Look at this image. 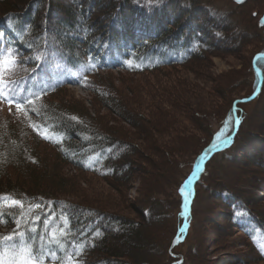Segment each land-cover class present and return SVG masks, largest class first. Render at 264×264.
Returning <instances> with one entry per match:
<instances>
[{
    "label": "trees",
    "instance_id": "1",
    "mask_svg": "<svg viewBox=\"0 0 264 264\" xmlns=\"http://www.w3.org/2000/svg\"><path fill=\"white\" fill-rule=\"evenodd\" d=\"M206 1L211 0H0V38L9 36L16 45V53L23 57L5 75L11 89L39 80L45 73V58L49 56L65 72L74 70L95 81L97 87H86L92 89L97 110L104 108L118 115L135 130L133 136L121 130V137L113 128L105 127L97 116L83 114L63 103L56 96L70 88L69 82L58 83L49 92L37 94L39 98L34 106H25L27 115L16 110L1 118L0 237L23 233L36 256L42 251L43 261L49 257L59 264H66L67 256L80 260L79 264L150 262L152 246L157 250L156 256L163 258L160 264L177 262L181 253L175 252L176 249L171 253L170 248L184 221L185 183L203 153L233 133L234 103L250 97L256 90L259 74L254 59L264 54V8L255 10L253 5L258 0L240 6L234 3L236 9L228 14H216ZM247 9L255 20L251 26L239 19ZM256 39H260L262 46L247 56V70L252 76L245 82L247 91L242 96L232 94L233 97L226 98L227 106L220 112L218 125L224 129L216 132L209 128L188 163L185 160L178 164L189 169L173 185L177 199L172 207L167 199L151 194L136 208L137 219H133L120 212L100 209L98 206L103 204L98 199L82 195L78 177L66 175V165L83 175L122 187L130 182L134 171L129 172L131 164L139 167L137 159L143 154L176 163L173 159L176 148L167 142L158 145L153 133L164 137L165 130L177 132L178 122L160 112L163 123H151L148 133L152 136L145 131L146 141L140 144V151L131 140L143 131L139 121L148 123L139 114L144 109L143 97L130 103L115 86L114 73L146 77L170 69H189L218 53L241 51ZM256 67L264 77V58L257 59ZM224 99L225 94L219 100ZM174 104H181L176 109L181 116L190 112L181 101ZM237 109L241 124L234 140L211 157L195 180L188 234L195 230L199 200L205 199L211 206L208 213H219L218 217L222 218V223L212 219L216 223L213 226L220 227L221 232L237 233L250 253L247 257L240 251V255L225 260L219 257L221 260L210 264H230L235 259L238 263L264 264L261 249L264 202L255 192L264 181V82L258 96L238 104ZM148 160L153 173L145 179V185L147 191H153L157 176L154 172L161 170L155 161ZM6 197L22 202L23 208L3 204L1 198ZM175 209H178L176 213ZM161 219L172 224L164 238L161 230L162 244L158 247L159 243L153 242L156 237L152 228L160 226ZM204 225L202 219L199 232L205 236ZM53 232L55 239L51 236ZM20 240V236H13V241L5 242L19 244ZM200 243L191 249L192 257L200 256ZM183 259L182 264H186L184 255ZM199 263L200 257L193 262Z\"/></svg>",
    "mask_w": 264,
    "mask_h": 264
},
{
    "label": "rangeland",
    "instance_id": "2",
    "mask_svg": "<svg viewBox=\"0 0 264 264\" xmlns=\"http://www.w3.org/2000/svg\"><path fill=\"white\" fill-rule=\"evenodd\" d=\"M206 3H210V7L215 10L216 14H228L229 12L236 9L235 4L231 0H211L210 2L206 1L205 4ZM253 5L255 6V10L263 9L264 0H258L256 3H253ZM250 16L251 14L249 15V10L247 9L244 14L239 16V19L243 20V23L251 26L253 25L254 19H252ZM261 46L260 39H256L255 42L246 45L241 51L218 53L207 61L194 64L193 67L189 69H170L159 74L146 77H139L137 75L125 73H114L115 86L119 88L126 99H129L130 103L134 102V99H137L138 97H143L144 109L141 111L142 113H139V111L137 112L142 115L143 119H145L148 123L144 122V120L139 121L143 131L141 133L140 131L138 132V134H140H137V139L131 140L138 145L140 151V144L146 141L144 138L146 134L145 131L147 133L150 132L149 130L151 129V123L157 125L163 123L164 119H161L160 112L167 115L169 114L172 118V121L178 122L179 128L177 129V132L165 130L166 136L164 137L159 136V134L155 135V132L153 133L155 136L153 139H157L158 145L167 142L176 148V152L173 155V159L176 163H174V161L171 163L170 159L168 160L169 162H165L164 158L161 156L151 157L149 154H143V156H140L137 159L139 167L131 164L129 172L132 170L134 171L132 173L130 182L128 185L122 187L113 185L110 181L98 179L93 176L83 175L70 165H64L66 175H74L78 177L77 180L79 184V190L81 191L82 195H85L90 199H98L97 201L103 204L98 206L100 209L110 212H120V214L129 218L137 219V212L135 211L136 208L140 206L142 202H144V199L149 197L151 194L157 195L162 199H167L170 201V206L172 207L174 204L173 201L177 199V195L175 194V186L181 181L189 169V166L187 169H185L184 166L179 167L178 164L184 162L185 160V163H188L187 161L194 154L196 148L201 146L204 140L203 138L206 136L209 128H212L213 131L216 130V132L224 129L218 126L221 118L220 112H224L225 106H227L224 101L226 98L228 99L233 97L232 94L242 96L244 95V91L246 93L247 89L245 90V82L252 78L249 71L247 70V56L260 49ZM16 52V45L14 42H12L10 37L6 35L1 36L0 56L6 57L8 53H12L15 56L17 64L23 57L17 55ZM45 60V73L42 75V77L39 80L28 82L19 88L13 89L18 93V95L25 96L26 94V96H32L33 94L37 95L49 92V90L56 84L61 82H69L70 88L62 91V93L56 96L57 98H59L66 105L79 109L83 114H87L89 112L93 117L97 116L98 119H102L104 123L100 119L99 120L103 123V125L116 130L119 133V136L123 137L119 132L121 130L123 133L127 132L133 136L135 130L130 124H127L123 118L115 114H110L104 108L97 110V107H95L96 105L94 104V94L92 92V89L97 87V83L95 81L83 76L81 73L76 71L70 70L65 72L61 65L53 64L52 59L49 56H46ZM5 71L6 75L9 71L6 69ZM241 82H244L245 84L237 87ZM87 85H90L91 88H93H87ZM136 91L140 96H135V94L137 95V93H135ZM224 94L225 99L219 100L224 97ZM227 94L229 95L227 96ZM180 101L182 102L183 106H188L190 109L188 114L185 110H183L186 112L187 116H181L180 110H176L179 108V106H181V104L175 105L174 103H180ZM146 105H148V107H146ZM14 111H16L14 104L9 106L6 101L0 100V119L3 117L6 118ZM150 136H152V133ZM142 152L145 151L142 150ZM148 159L155 161L157 163L155 164L156 167L158 165L159 170H161V172L158 173L154 172L157 174V176L153 191H147L145 185V179H148L150 177L149 174L153 173L151 171L152 167L149 164ZM173 166L175 167V170L172 169ZM224 181L225 180H223V182ZM164 182H166V185L163 186ZM174 183L175 186H173ZM258 187L259 190H254L263 197L264 202V181L260 182ZM1 199L2 203L5 205H8V202L12 200L7 197ZM75 199H77V197H75ZM77 201H80V199H77ZM209 207L211 206L209 203H207V201H205V199L199 200V203L196 207L197 211L195 217V230L193 229L190 235L187 233L184 241L179 243L175 248H170L171 253L175 249V252L181 253L178 255L177 262L175 263L182 264L184 259L182 262L180 261L182 260L183 255L186 258V264H193V262L198 261L199 257L201 264H210L212 261L218 262L221 260L219 257H222L225 260V258L228 256H237L241 253L245 255L247 254V257H249L248 253H250V248L241 243L242 240L238 237L237 233H226L225 231L221 232L220 227L218 228L217 226H213L216 225V223L211 221L212 219H219L222 223V218L220 219V217H218L220 216L219 213H208V211L211 209ZM177 210L178 209H175V213ZM206 217L207 221L204 220ZM202 219L203 223L205 224V236L203 232H199L201 228L200 222ZM173 221H175L174 215ZM164 222L165 225L162 224ZM158 223L160 226L152 228V232H154L156 237L153 239V242L159 243L158 247H161V230L164 231V238L166 234H168L170 229L169 226L172 223L164 219H161V221H158ZM201 241L203 242L200 243ZM195 243L202 244L200 245L201 251L198 250V254L200 256L192 257L191 249L194 247ZM143 248L145 249L146 247ZM143 248L142 253H145ZM261 249L264 252L263 245H261ZM155 250V246H152V253H150V256H148L150 258L148 261L150 262H142V260H140L141 263H139V261L138 263L160 264L162 257H157ZM240 251L241 253H239ZM245 255L243 257H245V259H249ZM0 257H2V259L5 261V264H14V262L17 260V256L15 255L13 243L3 242V246L0 247ZM49 259V257H46L43 261V264H59ZM166 259L167 256L164 257V260ZM235 260L230 264H246L238 263ZM79 263L80 260H74V264ZM66 264H68V262ZM225 264L229 263L225 262ZM249 264H255V262L251 261Z\"/></svg>",
    "mask_w": 264,
    "mask_h": 264
},
{
    "label": "snow or ice",
    "instance_id": "3",
    "mask_svg": "<svg viewBox=\"0 0 264 264\" xmlns=\"http://www.w3.org/2000/svg\"><path fill=\"white\" fill-rule=\"evenodd\" d=\"M18 55V53H17ZM16 66L15 56L12 53H8L6 57L0 56V100L6 101L9 106L15 105L17 112L24 113L27 115L26 105H33L35 104V100L39 98L33 94L32 96H23L18 95L16 91L11 89L7 81L5 79V69L7 71H12ZM7 93V94H5ZM217 140L220 139L219 136L216 137ZM216 147V145H213ZM8 207H20L23 208L22 202L18 200H11L8 202ZM39 207V205H37ZM64 235V233H61ZM13 236H20L21 240L19 244H13V248L15 250V255L17 256V260L14 264H43V252L41 251L40 256H36L35 253L32 251V247L27 239L23 238V233H13L8 237H0V247L3 246V242L5 241H13ZM53 239H55V233H51ZM59 241H57V246H59ZM82 251V249L80 250ZM49 255H54V253H49ZM75 255H79V252ZM68 264H74V260L72 256L66 257ZM0 264H5V261L0 257Z\"/></svg>",
    "mask_w": 264,
    "mask_h": 264
},
{
    "label": "water",
    "instance_id": "4",
    "mask_svg": "<svg viewBox=\"0 0 264 264\" xmlns=\"http://www.w3.org/2000/svg\"><path fill=\"white\" fill-rule=\"evenodd\" d=\"M232 1L234 3H236L237 5H243L248 0H232ZM258 58H264V54H259L255 57L254 67L256 69H257L256 61ZM258 74H259V83H258V86H257L256 90L254 91V93L249 98L240 99L234 103L233 112H234V118H235V129H234L233 133L229 137L223 139L222 141L213 144V145H216V147H213V145H212L203 153V155L199 161V164L197 165L195 170L190 174L189 178L187 179V181L185 183V186H186L185 187V199H184V205H183L184 221H183V225H182L177 237L173 241L171 249L175 248L179 243L183 242L186 234L189 231L188 215L190 213L191 203H192L191 190L194 186L196 178L200 175V173L202 172L206 163L211 159V157L215 153H219V152L223 151L225 149V147L227 145H229L234 140V138H235V136L239 130L241 120L239 119L238 112H237L238 104H240V103L244 104V103H248V102L254 100L258 96L259 92L261 91V88H262V85L264 82V77H263L262 71L258 70ZM182 261H183V258L180 262H182ZM174 264H177V263H174Z\"/></svg>",
    "mask_w": 264,
    "mask_h": 264
},
{
    "label": "bare ground",
    "instance_id": "5",
    "mask_svg": "<svg viewBox=\"0 0 264 264\" xmlns=\"http://www.w3.org/2000/svg\"><path fill=\"white\" fill-rule=\"evenodd\" d=\"M248 1H249V0H248ZM248 1H247V2H248Z\"/></svg>",
    "mask_w": 264,
    "mask_h": 264
}]
</instances>
